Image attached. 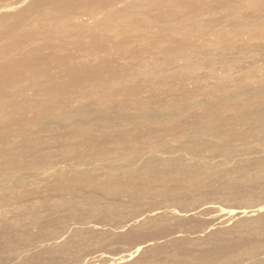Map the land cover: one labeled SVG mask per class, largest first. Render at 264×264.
Returning a JSON list of instances; mask_svg holds the SVG:
<instances>
[{
  "label": "rangeland",
  "instance_id": "rangeland-1",
  "mask_svg": "<svg viewBox=\"0 0 264 264\" xmlns=\"http://www.w3.org/2000/svg\"><path fill=\"white\" fill-rule=\"evenodd\" d=\"M5 1L8 0H0V4ZM129 1L139 4L145 2V0L140 2L137 0ZM229 1L230 0L220 1L217 3L218 6L216 5V7H221L220 5L226 2L229 4ZM251 1L252 0H232L231 4L234 5L233 7L238 8L231 11L230 14L234 16V21L240 22L232 27L226 25V13H219V10H217L214 15L221 16V23L225 25V29H208L205 39L202 35L194 36L192 33L193 31L189 28L187 29V22L181 18L182 20L180 22L185 23V25L183 24L184 29H171L170 31H165V34L169 32L166 34L167 37L170 35L178 40L182 39L178 45L163 39L164 36L160 38L161 41H159L156 37V33L159 29L101 30L98 40L103 44H100L101 48L99 50L96 49L98 51L88 48L81 50L73 48L71 49V53L74 52V56L77 55L78 57L76 56L77 58L74 57L73 59L67 57L66 60L69 61H67V64L60 65V63H58L59 66L57 65L55 68L51 65V67H48V73L45 72L47 74L42 72L41 69L35 71L36 73L33 71L25 72L26 78L23 77L14 80L17 84L11 85L9 82L10 84L1 85L0 115H8L6 114L8 101H16L20 99L23 94L30 95L32 90L38 86L42 89L44 88L43 92L40 91L48 95L47 97L45 95L46 98H49L51 95L49 101L63 99V92L59 91L60 89L56 87L58 83L57 85L61 84L63 88L66 86L67 90L65 93L68 98L64 101V104L57 109V111L59 110L58 112H63L64 107L66 110V107L67 109H73L78 105H85L88 103L89 99L93 101L97 99L99 102V96L107 94V97L110 95L116 96V105L125 108L127 111H133L132 104H134L135 99L139 96L144 104H151L160 108L172 107L171 105L178 103L179 99H182L180 101L181 104H184L186 101L188 103L195 102V105L188 108L189 112L186 119H193L192 116L195 113L199 116H203V113L207 110V105L204 104L203 100L205 98L212 99L214 95H218L221 92L218 91L221 89V86L224 85L227 88L234 82L231 80L232 76H228L227 78L220 70H209L210 61L214 63L219 60L216 64H223L224 67L229 68L233 67L232 62H229V60L235 57L233 63L240 64L244 67V70L250 67L249 63H253V69L245 71L235 82L254 85L255 80L264 81V63H261L264 61H260L264 60V26L256 27L251 25L250 23L252 22L247 19L251 16H246L249 14L241 12L243 11L241 10L243 9V5L249 7L254 5L250 3H255L256 1L264 3V0ZM16 2L19 3V1L13 0L6 4L12 5ZM199 2L202 3L205 2V0H199ZM23 5L24 2L19 3L18 6H9L7 8L5 5L4 7L0 5V20L3 21V16L5 14L14 12L23 7ZM262 6H264V4ZM254 8H256V6L251 9ZM251 9L248 8V10ZM209 14L210 12L205 11L202 13V16H207ZM100 17L101 15H96V17L92 19L98 20ZM128 17L130 16L128 15ZM6 18L13 17L9 16ZM116 18V21L118 19L122 20L126 18V15H121ZM92 19H88L85 15H77L74 19H71V22L79 24L92 23L90 22ZM241 19H246V22H241ZM127 20L129 22V19ZM30 22H35V27L39 25L37 19H32ZM170 26L171 25L168 27ZM131 27H133V25ZM81 28L86 29V26L78 27V29ZM186 29L189 32L188 36L185 34ZM150 30H152L153 33L149 32ZM15 32L18 31L16 30ZM85 34L87 35V33ZM85 34H81L78 38H82L87 46L89 41L87 37L84 38ZM191 36L193 38H191ZM57 40H59V43L67 41L64 37ZM205 40L211 42V45L207 48L202 46ZM55 48L56 45L52 46L53 51H51V49L50 51L55 52L57 55L62 54L64 56H66V53L70 50L69 48L64 49L62 47V49H64L62 53L61 51L55 50ZM193 49L196 50L191 54V50ZM177 50L190 54L189 56L191 57L188 59L189 61L187 63H184L183 59L175 58L173 60V63H175L174 66L165 64L163 73L154 75L150 72L154 65L161 66L158 63L161 56L170 55V53L174 52L177 53ZM179 52L180 51H178V53ZM128 53L135 54L132 58H129L127 57ZM96 56L98 57L97 59L95 58ZM218 57L221 58L219 59ZM251 58L256 62H252ZM81 66H86L85 68L87 71L84 75L80 74L82 72L78 70ZM57 68L66 69V71H74L75 73L73 76H75V79L67 83V78H65V80L63 78L65 76H59V72L56 70ZM150 75L161 78L154 82H148ZM28 79L30 84H35L33 87L31 86L30 89L23 86V82L26 83ZM51 85L52 88L48 89ZM14 86H18L19 91L23 93L18 95L16 87ZM130 86L138 90L133 94L126 95L124 88ZM55 89L57 92L54 91ZM54 94L56 97H54ZM75 96L79 98L77 99ZM70 97L72 99H69ZM11 98L13 99L11 100ZM3 99L4 103H2ZM238 100H240V98H238ZM1 103L3 106H1ZM101 103L103 104L105 102L100 101V104ZM2 107L5 108L3 109ZM35 113L36 112H34V115L32 112H28L27 115H24V113L21 114L26 119L29 117H35L37 119V114L35 115ZM1 120H3V118L0 117V121ZM153 124L160 126L158 123ZM153 124H150L152 128ZM14 126L15 123H10L8 128L13 129L15 128ZM136 126L137 125L131 123L124 124L123 127L127 129L126 132H131L133 134L126 133L127 137L121 135L119 140L113 139L109 141V145L104 143L105 148L118 150V153L121 155L119 159L115 157L109 159V168L121 171L120 173H122V175L119 178L124 181L130 180L133 182L132 189H135L128 194L121 193L120 189H127L129 187H125L124 183L119 185L114 193L108 194H102L99 189L94 187L77 189L76 197L84 200L83 203L79 202L78 204L79 211L84 217L86 216L83 223L76 224L73 219L66 218L64 222L46 226L45 229L47 231L49 230L50 233L53 229L57 232L48 241H39V239L35 237L36 229H31L30 237H32L33 242L31 245L24 248L20 257L14 258L9 264H22V261H24V259L26 260V258L30 261L28 264H91L94 261L101 263L104 258L109 259L110 256L126 254V251L137 243H140L144 249H150V252L144 253L143 250H141L132 257H124L123 260H114L113 262L109 260L110 262L108 261V264H130L138 259L146 260L150 257H154L156 254L161 256L163 252H173L172 254L190 252V254L196 256L194 257L196 261L201 264H208L209 262H207V259L210 258L211 254L214 255L218 253L224 258H228L229 256L246 250L247 247L256 246L261 242L260 239L262 238H258V232L264 227V222H261L259 216L264 213V210L260 212L255 211L254 214H251L252 211H249L244 215L242 213H237L233 216H227L226 212H219L217 210V205L224 208L236 209L246 207L248 210H252L258 207V205H264V166L257 168L254 165V167L247 169L246 175L241 177H233L231 176L232 173L223 171L224 168L227 167H231V170H233V167L241 163L242 159H255L257 157L258 160L262 158L264 154L261 152H264V144L260 152L247 150L248 153L246 152L247 154L244 153L243 155L236 153V151L234 153L216 154V152L208 148H204L199 153H191L187 150L179 149L178 147L171 149L173 145L179 142L177 138H180V136L176 129L165 128L163 125L160 129L154 130L151 128L149 132L142 129L140 132V129H136ZM225 126L226 129L236 131H240L241 127L246 128L245 125H241L239 120L229 121ZM52 129L51 125H49L45 131L32 130V134L45 135L51 132ZM244 130L245 129L242 128V131ZM92 132L96 135L98 129H92ZM203 138L207 140L209 136H204ZM3 139L5 143L12 144L14 141L13 138L9 136H4ZM63 139H65V137ZM250 139L251 137H248L247 141L251 142L254 140ZM60 140L61 139H59V141ZM72 141L77 144L74 143L72 145L77 149L75 152L72 151L74 155H77V153L81 155L90 148H94L93 143L88 144L87 141L80 140L76 136L73 137ZM236 142L237 145H242L240 140L233 143L235 144ZM131 144L137 145V147L141 149V153L144 152V156L139 160H135V158H131L130 156L129 162L125 160L126 155L121 151L128 153L129 151H127L126 147ZM18 145H21V142H18ZM54 145H57V142H55ZM102 147L103 145L95 147L93 155H101ZM93 148L89 152H92ZM145 158L154 161L164 160L165 163H154L157 169L156 172L153 170H146L143 165L138 170L139 165L142 164L141 162L144 161ZM169 162H172L175 167L167 168L166 170L164 167ZM100 163L104 162H94L89 165L92 169L107 172L103 174L101 178H104V176L107 177L110 171L105 167L99 166ZM197 163L213 168H211L207 175L190 183H182V181H180V184H178L171 181V179L175 178H181L182 180L184 177L183 174L177 172L178 170L176 167L186 169L188 166ZM252 172H255L257 177L255 183L246 181L250 179L249 177L252 176ZM131 173H133L132 176H130ZM239 178L245 182V184L243 183L245 186H242L240 183H235ZM18 181L20 184L16 185L13 183L10 185V188L19 191L23 199L20 203H16L13 206L10 205V207L11 209L20 210L23 214L31 215L34 211L35 213L43 214L45 211L48 212L49 209L46 208L44 211H42V209L50 204L57 205L63 202L71 203L76 200L75 196L70 192L71 189H76L75 187L58 185L56 187H60L61 189L57 191L56 187L48 186L53 183L49 177H43L38 181L31 182L32 191H29V189L26 190L25 185H21L25 180ZM240 181L241 180H239V182ZM105 182L108 186L115 187L111 186L109 182ZM248 184H253L255 187ZM97 185L99 186V184ZM245 193H251L250 198L248 196L246 197ZM7 197L12 198L13 194H8ZM2 211H9V209L3 208ZM52 214L55 216L59 214V211L53 210ZM145 216H149L151 220L149 223L140 224ZM135 219L139 220L135 222ZM15 224L16 223L12 226H10V224L5 225L6 228H9V230H7L8 234H4L8 238L12 237L11 235L14 231ZM77 228L81 230L78 233L80 236L78 238L95 236L96 239H100L101 245H90L89 248L86 247L83 253L77 254L72 252L74 255L70 250H59L57 245L60 238L57 240L55 237L66 231L64 237L67 238L69 236L70 238L73 231L75 229L77 230ZM91 241L92 240H90V242ZM102 252H104L105 255L103 257L99 256ZM236 257L239 258L238 264H264V254L258 257H252V259H248V261H244L240 256Z\"/></svg>",
  "mask_w": 264,
  "mask_h": 264
},
{
  "label": "bare ground",
  "instance_id": "bare-ground-1",
  "mask_svg": "<svg viewBox=\"0 0 264 264\" xmlns=\"http://www.w3.org/2000/svg\"><path fill=\"white\" fill-rule=\"evenodd\" d=\"M12 1L13 0H8L0 5L1 7L5 5L6 8L9 6H18L19 3L23 2L24 5L14 12H8L3 16V21L0 20V88L1 85L4 86L5 84L7 85V83H11V85L17 84L14 80L23 77L26 78L25 72H35L41 69L42 72L45 73L51 65L55 68V66H59L58 63H60V65L67 64L69 62L66 60L67 57L73 59L77 56H74V52L71 53V49L73 48L76 50L84 48L99 50L101 48L100 44H103L98 40L101 30L159 29L156 33V37L159 41H161L160 38L164 36L163 39L178 45L182 39L178 40L171 37L169 34V37H167L166 34L169 32L165 34V31H170L171 29H184L183 24L185 25V23L180 22L182 19L187 22V29L189 28L193 31L192 33L194 36L202 35L204 39L208 29H225V25L221 23V16L214 15L217 10H219V13H226V25L232 27L240 23L239 21H234V16L230 14L231 11L238 8L233 7L234 5L231 4L232 0L229 1V4L227 2L223 3L220 5L221 7H216V5L218 6L217 3L220 1L223 2V0H205V2L202 3L199 2V0H145L144 3L140 4L131 3L129 0H17L19 3L16 2L14 3L15 5L6 4ZM137 1L140 2L142 0ZM250 4L254 5L249 7L243 5V9H241L243 11L241 12L248 13L249 15L246 16L252 17L247 18L252 22L250 23L251 25L256 27L264 26V6H262L264 3L256 1ZM254 6H256V8L251 9ZM248 8L251 10H248ZM205 11L210 12V14L202 16V13ZM77 15H85L88 19H92L96 17V15H101V17L98 20H90L92 23H72L71 19H74ZM121 15H126V18H124L125 20L118 19L116 21V17ZM128 15L130 17H128ZM9 16L13 18H6ZM32 19H37L39 25L35 27V22H30ZM127 19H129V22ZM241 22H246V19H241ZM132 25L133 27H131ZM169 25L171 26L168 27ZM83 26H86V29H78V27ZM187 29L185 30L186 36L189 35ZM16 30L18 32H15ZM149 32H152V30ZM85 33H87V35ZM81 34H85L84 38H88L89 44L87 46L82 38H78ZM61 37L66 38L67 41L59 43L57 39ZM191 38L193 37L191 36ZM54 45H56L55 50L61 51L62 53L65 48H69L71 51L68 50L66 56L62 54H58V56L55 52H51L53 51L52 46ZM210 45L211 42L205 40L202 46L207 48ZM62 47L64 49H62ZM195 50L196 49L191 50V54H193ZM178 51L180 52L178 53ZM134 54L135 53H128L127 57L132 58ZM189 55L190 54L183 53L181 50H177V53L174 52L170 53V55L161 56L158 60L161 66L154 65L150 72L154 75L163 73L165 64L174 66L175 63H173V60L175 58L183 59L184 63H187L189 61L188 59L191 57ZM95 58L97 59L98 57L96 56ZM218 58L220 59L221 57ZM218 61L219 60L214 63L210 61V67L208 69L220 70L227 78L228 76H232L231 80L234 82L229 86L230 88H226L224 85L221 86V89L218 90L221 92L218 95H214L212 99L205 98L203 101L204 104L207 105L206 112L203 113V116H199L197 113L193 114V119L191 120H187L186 116H188V108L195 105V102L188 103L186 101L184 104H181L180 101L182 99H179L178 103L171 105L172 107L160 108L151 104H144L142 99L138 96L139 98L137 97L134 104H132L133 111H127L125 108L116 105V96L110 95L107 97V94L99 96L100 101L105 102L103 104H100V101L98 102L97 99L94 101L89 99L88 103L85 105H78L73 109H67L66 107V110L64 107L63 112H58L59 110L57 111V109L68 99L65 93L67 90L66 86L63 88L61 84L57 85L58 83L56 87L60 89L59 91L63 92L64 95L62 97L64 100L55 99L54 101H49L51 95L49 94V98H46L48 95L42 93L44 88L42 89L38 86L32 90L30 95L23 94L20 99L16 101H8L6 114L9 116L0 115V117L3 118V120L0 121V143H2L0 144V264H9L14 258H18L22 255L21 252L24 251V248L31 245L33 242L32 237H30V231L33 228L36 229L35 237L39 239V241H48L57 232L53 229L50 233L49 230L47 231L45 229L46 226L64 222L66 218L73 219L76 224L83 223L86 216L84 217L81 214L78 209V204L79 202L83 203L84 200L76 197L77 189L94 187L99 189L102 194H108L114 193L119 185L123 183L125 187H129L127 189H120L121 193L128 194L135 189H132L133 182L130 180L124 181L119 178L122 175V173H120L121 171L110 169L108 166L111 157L117 159L121 158L118 150H111L104 147V143L109 145V141L113 139L119 140L121 135L127 137V134H133L131 132H126L127 129L123 127L124 124L131 123L137 125L136 129L139 128L140 132L142 129L149 132L152 128L150 125L151 123H158L160 125L153 124L152 129L154 130L160 129L163 125L165 128L176 129L180 138H177L179 142L173 145L171 149L178 147L179 149H184L191 153H199L204 148H208L216 152V154L234 153L236 151V153L241 155L246 152L248 153L247 150L260 152L264 144V81L255 80L256 85L235 82L245 71L253 69V63H249L250 67L247 68L246 66L247 70H244V67L240 64L233 63L235 57L229 60L233 65V67L229 68L224 67L223 64H216ZM251 61L256 62L252 58ZM81 67L78 69L79 72H82L80 74H86V66ZM56 70L59 72V76H65L63 77L64 79L67 78V83L75 79V76H73L75 73L74 71H66V69L61 68H57ZM160 78L161 77L150 75L148 82H154ZM23 83V86L27 89L35 85L32 83L30 84L29 79L26 83ZM14 87H16L18 95L23 93L19 91L18 86ZM50 88H52V85L48 89ZM124 89L126 95L133 94L138 90L132 86L125 87ZM54 91H56V89ZM54 97H56L55 94ZM238 98H240V100H238ZM12 99L13 98H11V100ZM69 99L72 98L70 97ZM2 103H4V99ZM2 103L1 106H3ZM28 112H32L33 115L34 112H36L35 115L37 114V119L35 117L26 119L21 114L24 113V115H27ZM232 120H239L241 125H245L246 128L241 127L240 131L226 129L225 124ZM10 123H15V128L9 129ZM49 125H51L53 129L48 134H32V130L45 131ZM242 128L245 130L242 131ZM92 129H98V133H96V135L93 134L95 131L93 130L94 132H92ZM4 136L13 138V143H5L3 139ZM75 136L80 140L87 141L88 144L93 143L94 148L92 147V152H89L92 149L90 148L81 155L77 152V155H74L72 151L75 152L77 149L74 148L75 146H72L75 143L72 140ZM204 136H209V138L206 140L203 138ZM64 137L65 139H63ZM248 137L254 140L249 142L247 141ZM59 139L61 140L59 141ZM239 140L242 142L241 146L237 145V142L235 144L233 143ZM18 142H21V145H18ZM55 142H57V145H54ZM100 145H103L101 155H93L95 147ZM126 149L129 151L128 153L121 151L123 154L125 153L126 161L130 162V156L131 158H135V160H139L144 156V152L141 153V149L135 144L127 146ZM261 153L264 154V152ZM94 162H104L100 163L99 166L105 167L110 171L107 177L104 176V178H101L102 175L107 172L90 168L89 164ZM141 163L138 170L143 165L146 170H153L156 172L157 169L154 163H165V161L147 160V158H145ZM167 165L164 167L166 170L167 168L175 167L172 162H169ZM254 165L257 168L264 166V156L258 160L257 157L255 159H242L241 163L233 167V170H231V167H227L224 168L223 171L232 173L231 176L233 177H241L246 175L247 169L254 167ZM208 167L209 166H204L200 163L188 166L186 169L176 167L178 170L177 172L183 174L184 177L182 180L181 178H175L171 179V181L180 184V181H182V183H190L197 179L199 180L200 177L207 175L211 168H213ZM132 175L133 173L130 174V176ZM43 177H49L50 180H52V185H48L50 187H56L58 185L75 187L76 189H71L70 192L75 196L76 200L71 203L63 202L57 205L50 204L42 209V211L46 208L49 209L48 212L45 211L43 214L35 213L34 211L31 215H28L21 213L18 209H11L10 205L13 206L16 203H20L23 196L19 191L12 190L10 185L13 183L17 185L20 184L18 180H25L21 185H25L26 190L29 189V191H32L31 182L38 181ZM249 178V180H246L247 182L255 183L257 181L255 172ZM239 180L241 181L239 182ZM105 181L115 187L108 186ZM235 183H240L242 186H245V182L240 178L237 179ZM97 184H99V186ZM248 185L255 187L253 184ZM56 189L58 191L61 188L56 187ZM8 194H13V197L8 198ZM250 194L251 193H245V196L250 198ZM217 206V210L219 212H226L227 216H233L237 213H242L244 215L249 211H252L251 214H254L255 211L260 212L264 210V205H258V207L252 210H248L246 207L236 209L224 208L220 205ZM3 208L9 209V211H2ZM53 210L59 211V214L54 216L52 214ZM149 216H145L140 224L149 223L151 220ZM259 219H261V222H264V213L260 214ZM135 220V222H137L139 219ZM14 223L16 224L11 235L12 237L8 238L4 235H7V230H9L5 225L10 224V226H12ZM79 231L81 230L78 228L77 230L75 229L70 238L69 236H66L67 238L64 237L66 231L58 234L55 237L57 240L60 238L57 245L58 249L70 250L71 253L74 252L79 254L83 253L86 247L89 248L90 245H101L100 239H96L95 236L78 238L80 237L78 234ZM258 238L262 239H260L261 242L256 246L247 247L246 250L229 256L228 258H224L218 253L214 255L211 254L207 262H209L208 264H238L239 258L236 256L242 257L244 261H248V259H252V257L261 256L264 254V227L258 232ZM90 240L92 241L90 242ZM141 250H143L144 253L150 252V249H148V251L144 249L140 243H137L134 244L132 248H129L126 254L110 256L109 259L102 258L103 260L101 263L94 261L91 264H108L110 261L123 260L124 257H132ZM74 253L72 254L74 255ZM172 253L163 252L161 256L156 254L154 257H150L146 260L138 259L130 264H201L194 259L196 256L190 254V252ZM99 256H105L104 252ZM29 262L30 261L26 258V260L24 259V261H22V264H28Z\"/></svg>",
  "mask_w": 264,
  "mask_h": 264
}]
</instances>
